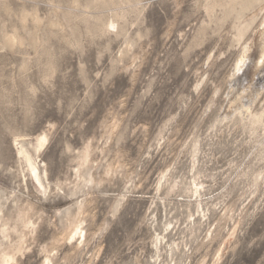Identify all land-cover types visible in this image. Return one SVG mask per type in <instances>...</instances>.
I'll use <instances>...</instances> for the list:
<instances>
[{"label":"rangeland","instance_id":"1","mask_svg":"<svg viewBox=\"0 0 264 264\" xmlns=\"http://www.w3.org/2000/svg\"><path fill=\"white\" fill-rule=\"evenodd\" d=\"M263 43L264 0H0V264H264Z\"/></svg>","mask_w":264,"mask_h":264},{"label":"bare ground","instance_id":"2","mask_svg":"<svg viewBox=\"0 0 264 264\" xmlns=\"http://www.w3.org/2000/svg\"><path fill=\"white\" fill-rule=\"evenodd\" d=\"M242 36V35H241ZM263 40V39H262ZM246 52V51H245ZM247 53V52H246ZM259 54H261L260 56H262V59H264V43L261 45V51H260V53ZM261 58V57H260ZM260 61V60H259ZM264 61V60H263ZM257 64V63H256ZM263 79H264V75H261V76H259V78H258V81L259 82H262L263 81ZM257 119H256V121L257 122H260V119L261 118H264V115H260V116H257L256 117ZM45 142H46V139L45 138H43V139H41L40 140V143H39V145H40V147H42L44 144H45ZM22 153H23V151H22ZM26 157V156H25ZM28 165H29V168H30V171H31V173H32V175H34V177H36V179L38 178V175H37V172H38V168H37V166H36V163H35V160L30 156L28 159ZM26 161V160H25Z\"/></svg>","mask_w":264,"mask_h":264}]
</instances>
